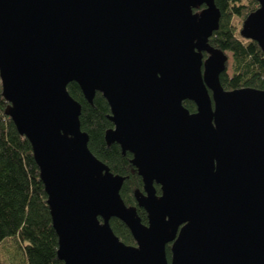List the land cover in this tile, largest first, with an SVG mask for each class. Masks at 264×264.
Returning a JSON list of instances; mask_svg holds the SVG:
<instances>
[{
  "label": "water",
  "instance_id": "1",
  "mask_svg": "<svg viewBox=\"0 0 264 264\" xmlns=\"http://www.w3.org/2000/svg\"><path fill=\"white\" fill-rule=\"evenodd\" d=\"M257 1L240 33L264 52ZM220 18L215 0H0L5 112L31 143L64 264H264V90L224 88ZM73 81L109 103L105 138L133 155L146 223L90 150Z\"/></svg>",
  "mask_w": 264,
  "mask_h": 264
},
{
  "label": "trees",
  "instance_id": "2",
  "mask_svg": "<svg viewBox=\"0 0 264 264\" xmlns=\"http://www.w3.org/2000/svg\"><path fill=\"white\" fill-rule=\"evenodd\" d=\"M215 3L221 10V18L219 28L209 42L230 53L232 58V75L226 76L227 70L222 73L224 88L264 90V52L257 41L240 33L245 18L259 6L258 1L215 0ZM68 91L81 104L80 123L89 135L90 150L114 174L125 178L121 196L127 205L137 206L146 223L147 213L138 206L135 197L136 190H143V181L131 162L133 155L129 151L123 152L117 142L108 144L105 138L106 131L113 127L109 103L100 92H96L90 103L74 81L68 84ZM7 105L0 79V264H64L57 254L58 235L31 143L6 114ZM185 105L190 111L196 110V104L191 100H186ZM155 186L160 193V186ZM110 223L123 242L135 244L130 229L122 220L114 217ZM167 255L171 257L170 245Z\"/></svg>",
  "mask_w": 264,
  "mask_h": 264
},
{
  "label": "rangeland",
  "instance_id": "3",
  "mask_svg": "<svg viewBox=\"0 0 264 264\" xmlns=\"http://www.w3.org/2000/svg\"><path fill=\"white\" fill-rule=\"evenodd\" d=\"M239 20H236V22L238 23ZM231 62H232V58H231V54L229 53V61H228V64H229V67L227 69V74L226 76H231L232 75V68H231ZM223 75H221V78H222Z\"/></svg>",
  "mask_w": 264,
  "mask_h": 264
},
{
  "label": "flooded vegetation",
  "instance_id": "4",
  "mask_svg": "<svg viewBox=\"0 0 264 264\" xmlns=\"http://www.w3.org/2000/svg\"><path fill=\"white\" fill-rule=\"evenodd\" d=\"M170 245V244H169Z\"/></svg>",
  "mask_w": 264,
  "mask_h": 264
}]
</instances>
